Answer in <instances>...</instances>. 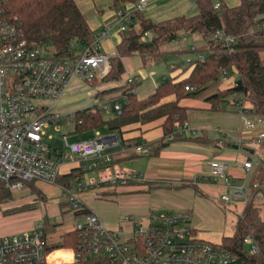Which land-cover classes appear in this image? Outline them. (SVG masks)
<instances>
[{
	"label": "built area",
	"instance_id": "2783aa9c",
	"mask_svg": "<svg viewBox=\"0 0 264 264\" xmlns=\"http://www.w3.org/2000/svg\"><path fill=\"white\" fill-rule=\"evenodd\" d=\"M149 4L150 0H137L129 8L116 9L113 21L101 37L94 38L73 58L57 57L51 48L30 43L15 22L0 21V188L15 194L24 192L33 182H42L60 188L72 213L83 208L80 195L89 185L83 178L75 179L68 188L57 183L62 176V158L77 160L78 171L85 174L106 170L105 166L112 162L106 151L121 147V139L114 133L100 136L98 132L87 141L69 143L64 138L67 150L63 155L61 150L46 143L47 128L59 123L60 116L47 105H36L34 100L51 98L57 102L74 78L89 83L106 76L110 71V57L101 51L102 40L113 27H118L120 33L125 32L134 14L143 13ZM219 4L214 2L213 8L217 10ZM214 37L225 43L232 41L221 31ZM144 38L150 39L151 34L145 33ZM190 63L191 60L187 65ZM127 81L133 84L136 79ZM219 83L224 88L233 86L235 77L222 71ZM227 104L241 117V124L236 129L238 145L261 146L264 130H257L256 125L264 128V119L250 114L243 94L229 96ZM98 107L108 115L119 113L122 105L119 100L111 104L101 100ZM247 116L255 117L256 122ZM185 128V124L178 125L167 139L172 140L175 133H181ZM216 147H221V142H217ZM134 151L140 155L148 153L143 146H136ZM252 166L250 160L242 165L245 171ZM210 171L211 178L228 182L224 165L214 164ZM144 181L143 175L125 170L99 177V184L106 187ZM232 195L245 201L246 188L243 185L235 187ZM222 200L228 202L229 197L222 196ZM75 221L73 230L80 237L75 249L49 251L51 244L44 224H38L31 230L0 237V264H82L91 257H102L113 264H238L237 258L220 244L197 238L188 214L150 212L147 223L126 217L124 222L132 225L128 241H122L118 231L106 229L92 211ZM244 244L249 245L250 254L257 252L250 237L244 239ZM57 251H64L70 260L53 261L52 255Z\"/></svg>",
	"mask_w": 264,
	"mask_h": 264
},
{
	"label": "trees",
	"instance_id": "16d2710c",
	"mask_svg": "<svg viewBox=\"0 0 264 264\" xmlns=\"http://www.w3.org/2000/svg\"><path fill=\"white\" fill-rule=\"evenodd\" d=\"M128 1L114 0L113 7L119 9L120 4ZM195 3L197 15L179 16L159 23H154L140 12H136L126 31L120 33L121 40L115 47L114 70L109 72L111 75L108 73L110 77L105 83L119 82L124 73V58L138 55L144 64L147 60L156 61L162 55L159 56V51L164 44L182 36L197 34L205 40L207 52L203 54L195 47L191 50L198 54V58L186 66L185 71L189 72L187 77L165 79L145 99H139L135 90L132 91L137 83L126 85L124 88L121 86L123 100H119L122 105L119 113L105 119V113L97 105L76 112L75 131L105 127L109 132L121 135V130L128 125L162 119L163 137L157 144V151L178 138V133H175L172 140L167 139L174 133L175 128L185 121V109L178 104L180 100L203 97L214 107L220 108L233 94H243L251 106L250 114L264 119V0H238L234 7H227L219 2L217 10L213 8V0H195ZM136 19L138 21L135 26ZM2 20L15 22L30 43L51 48L57 57L73 58L95 38L75 0H0V21ZM217 31H221L225 38H231L232 41L225 43L216 39L214 34ZM147 32L151 34L150 39L144 38ZM199 56H202V59ZM222 71L235 77L233 86L221 87L219 79ZM104 78L101 81H104ZM237 80H240V85L236 84ZM169 96H172L174 101L161 102ZM122 143L124 142L121 139ZM126 146L131 147L130 144ZM84 175L81 171H73L59 177L57 183L68 188L71 182L83 178ZM263 183L264 158L253 174L250 193H247L242 213L234 221L233 234L223 237L220 243L222 249L237 258L238 264H264V221L254 204L257 190L254 185ZM6 194L12 195L1 186L0 199ZM62 197H65L63 193ZM59 204L61 209L71 210L68 203ZM89 212L90 210L83 206L81 210L71 213L76 220ZM44 227L47 235L56 230V226L50 222H46ZM246 237H250L256 245L255 254H250L249 245L244 244ZM49 242L51 243L50 238ZM79 242L78 233L72 229L59 235L57 240L51 243L49 251L75 249ZM51 259L58 263L59 259L69 261L70 256L64 251H57ZM82 264L113 263L102 257H91Z\"/></svg>",
	"mask_w": 264,
	"mask_h": 264
},
{
	"label": "crops",
	"instance_id": "0c3cea01",
	"mask_svg": "<svg viewBox=\"0 0 264 264\" xmlns=\"http://www.w3.org/2000/svg\"><path fill=\"white\" fill-rule=\"evenodd\" d=\"M136 1L137 0H134V2ZM218 2L223 3L227 7H234L238 4V0H218ZM75 3L83 15L84 12L87 11L90 14L93 13L89 18L85 19L94 37H101L104 29L113 21L114 12L116 10L115 7H113L114 0H75ZM130 6L129 2L120 4V7L129 8ZM120 40L121 35L119 32L111 28L108 32V36L102 40L101 51L110 57V55L115 53V47L119 44ZM148 61L149 60H147V63L153 62ZM188 73V71L181 74L177 72L173 78L177 77L182 79L187 77ZM136 82L138 84L137 79L135 83ZM108 86L104 85L103 88H99L95 97L98 98L99 94H102L110 87H113L111 84ZM149 94H151V92ZM149 94L140 97L137 94L136 95L139 99H145ZM105 97L107 96L105 95ZM101 100L111 103L117 99L105 100L103 97L102 99L99 98V103ZM172 101H174V98L169 96L164 98L161 102L168 103ZM178 104L185 109L186 118L183 124L186 125V128L181 133H178V138L176 140L167 143L166 147L156 151L157 144L163 137L161 128L163 120L161 119L145 124L134 123L124 127L121 130V135L117 134L121 137L122 142L124 143H122L119 148H109L106 151V153L111 156L112 162L107 164V167L105 166L106 170L99 171L100 176L111 173L115 170H125L143 175L145 181L142 183L129 182L130 185L121 187L118 191L116 189L110 190L107 189L108 187L103 186L102 189H98L94 192V195L96 193L95 197L98 192L99 194H105L108 193L106 190H109L111 192L108 194H124L127 196L141 197L151 208L149 209L147 205L148 209H146L147 207H142L143 216L126 215L119 217L118 219L94 212L106 229L119 232V237L122 241H128L131 238L132 225L124 222L126 217H132L133 219L139 220L138 218H148L150 212L156 214L181 213L174 209L166 208L167 205L165 204L166 197L176 196L182 191H192L199 202L205 204V207H207L208 210L216 212L219 216L222 217L226 213V218L231 225L244 209V199L234 197L232 191L235 187L243 185L246 188V194L250 193L251 179L256 168L264 158L263 144L261 146L250 144L242 146L238 145L236 129L240 126L241 117L234 109L227 107L225 110L224 105L220 108L214 107L211 102L206 101L203 97L182 99ZM97 106H99V104ZM246 106L248 108L251 107L249 103H247ZM263 130L264 128L260 131ZM110 133L111 132L108 134ZM227 133H232L234 138H227ZM217 142H221V147H216ZM126 144H130L131 147H127ZM236 145L238 146V149L233 148V146ZM136 146H143L148 150V153L145 155L137 154L134 151ZM253 147L257 148L255 149ZM248 160L252 161L253 166L249 171H245L242 165ZM219 163L226 168V175L229 178L228 182L210 177L212 165ZM79 168L80 164L77 160L73 159L66 165H62L60 171L62 175H68L73 171L79 170ZM86 174L83 176L84 180ZM37 183L40 185L45 184L42 182ZM254 188L257 189L255 192L254 204L259 210L260 218L264 221V183L258 184ZM19 195L21 196L23 194L21 193ZM84 195V193L80 195L83 204H85ZM225 195L229 197L228 202L222 200V196ZM46 198L49 197L46 196ZM21 201L22 204L20 206L25 204L22 199ZM59 203L58 205L60 208ZM222 212H224V214ZM25 213L28 214L29 212ZM36 213V211L30 213L33 217L31 221L41 219L42 221L38 224L44 225L46 222H50L48 215H43L42 212V214L35 215ZM181 214H188L190 216L191 225L197 238L210 242L204 239L203 233L200 229H197V227H201L199 225H202L201 223L204 222L203 220L202 222L201 220L192 221V213L188 209ZM198 216L201 218L200 213ZM226 218L224 217V219ZM193 222L195 223L194 225ZM50 223L56 226L55 228H57L59 224L55 221ZM38 224L32 222L28 229L31 230ZM72 229L71 226L62 233H58V231L50 232L47 235L48 240L50 238L52 243L57 240L59 235ZM219 229H222L223 231H221L225 232L226 227L223 224ZM232 234L233 231L230 227L226 234L221 236L218 242L210 243L220 244L223 237H229ZM2 236H4V234H1V237ZM64 250L71 251V249Z\"/></svg>",
	"mask_w": 264,
	"mask_h": 264
},
{
	"label": "rangeland",
	"instance_id": "374dc122",
	"mask_svg": "<svg viewBox=\"0 0 264 264\" xmlns=\"http://www.w3.org/2000/svg\"><path fill=\"white\" fill-rule=\"evenodd\" d=\"M217 1L218 0H213V2ZM128 2L132 5L134 0H129ZM124 8L127 7H123L122 9ZM92 14L88 13V11L84 12L85 18H89ZM141 14L145 18H149L152 22L159 23L179 16H195L198 14V9L195 0H150L148 8H146ZM137 21V19L134 21L135 26ZM113 29L119 32L118 27H113ZM193 46L197 50H201L203 54H206L207 45L201 36L197 34L182 36L173 42L161 46L159 56L160 54L162 55L160 59H158V57V60L156 61L144 64L143 60L138 55L124 58L122 60L124 64V73L119 82L105 83V80L110 77V73V75L107 74L109 76L106 75L104 76L105 78L102 77L104 78V81H101L102 78H97L92 83H87L74 78L67 86L59 101L56 102L51 98H38L34 100L36 105H47L51 108L53 113L60 116L59 123L51 124V126L47 128L46 143H49L54 149L61 150L63 155H65L67 148L64 144V138L69 143H72L91 140L95 137V132H98L100 136L109 135V131L105 127L91 128L87 131H75V113L98 105L99 98L102 99L104 97L105 100L117 99L122 101L123 99L121 98H123V92L120 87L123 86L124 88L126 85H132L126 83V80L129 78L137 79L138 86H134L132 91L136 90V94L139 97L149 94L150 92L152 93L156 86L165 79L173 78L177 72L179 74L187 72L185 71L187 62L190 60L192 62L198 58V54L191 51V47ZM114 57H116V51L110 55L109 65L111 71L109 72L111 73L114 70ZM109 84L113 87H110L104 93L99 94L98 98L95 97L99 88H103L104 85L108 86ZM105 95L107 97H105ZM224 106L225 110L227 107L232 109L227 103L224 104ZM114 115L115 113L113 112L108 115L105 114L104 118L110 119ZM248 119L256 122V118L253 116H248ZM256 127L257 130L263 128L258 124ZM226 137L229 139L234 138L232 133H227ZM253 148L256 149L257 147ZM69 162H71L70 159L62 158L61 165H66ZM99 177L100 172L98 171L88 172L85 176L84 181L89 185L84 191V206L86 208L90 209L93 213L96 212L100 215H106L117 219L126 215L134 216L143 214L142 210L144 207L146 208L148 204L142 200L141 197L127 196L124 194H108L111 192L109 190H106L108 193L105 194H99L98 192L95 197L96 193L94 195V192L103 188V184H99ZM38 184L39 183L37 182H33L24 192H17L15 194L10 192L12 194L11 196L6 194L5 197L0 199V237L1 234L6 236L29 230L28 228L32 222L36 224L40 223L42 221L41 219L31 221L33 217L30 213L33 211L37 212L35 215H39L42 212L43 215H48L50 222L55 221L56 223H59L55 230L56 232L58 231V233H62L71 226L74 228L76 221L73 219L71 211L59 208V202H67V198L62 197V191L60 188L49 184ZM128 185H130V183L124 185L117 184L116 186L108 187L107 189H116L118 191L121 187ZM21 193L23 195L20 196L19 194ZM46 196L49 198H46ZM21 199L25 202L22 206H20L22 204ZM165 205H167L166 208L174 209L181 213H184L187 209L190 210L192 213V221L201 220L202 222L203 220L204 222L201 223L202 225H199L201 227H197V229H200L204 235L203 238L210 242H218L221 236L225 235L230 227L232 231L234 229L235 222L231 221V225L226 218V213L224 214V212H222L224 216L221 217L216 212L208 210L207 207H205V204H202L195 198L192 191H182L176 196L166 197ZM148 207L146 209H148ZM149 209L151 208L149 207ZM25 212L29 213L27 214ZM199 213L201 218L198 216ZM224 217L226 219H224ZM138 219L142 220L144 223H147L148 221L147 217ZM194 224L195 223L193 222V225ZM223 224L226 227L225 232H222L223 230L219 229Z\"/></svg>",
	"mask_w": 264,
	"mask_h": 264
},
{
	"label": "water",
	"instance_id": "95a60500",
	"mask_svg": "<svg viewBox=\"0 0 264 264\" xmlns=\"http://www.w3.org/2000/svg\"><path fill=\"white\" fill-rule=\"evenodd\" d=\"M236 84H237V85H240V84H241L240 80H237V81H236ZM233 148L238 149V146H237V145H236V146H233ZM245 150H246V149H245ZM247 151H248V150H247ZM250 152H251V151H250Z\"/></svg>",
	"mask_w": 264,
	"mask_h": 264
}]
</instances>
